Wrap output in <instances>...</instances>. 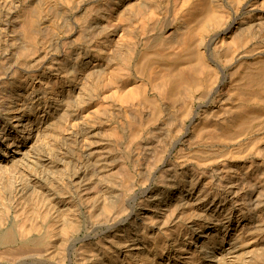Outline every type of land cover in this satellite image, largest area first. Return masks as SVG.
I'll return each mask as SVG.
<instances>
[{"label": "bare ground", "instance_id": "bare-ground-1", "mask_svg": "<svg viewBox=\"0 0 264 264\" xmlns=\"http://www.w3.org/2000/svg\"><path fill=\"white\" fill-rule=\"evenodd\" d=\"M256 41L264 0H0V264H264V139L208 156Z\"/></svg>", "mask_w": 264, "mask_h": 264}, {"label": "rangeland", "instance_id": "rangeland-1", "mask_svg": "<svg viewBox=\"0 0 264 264\" xmlns=\"http://www.w3.org/2000/svg\"><path fill=\"white\" fill-rule=\"evenodd\" d=\"M264 50V44L261 42H251L245 46V51L255 54ZM254 126L244 135H241L236 140L230 142L227 146L221 147L218 146L219 151L215 155H208L214 159L225 155V152H236L243 151L253 144L264 139V115H259L256 117V120L253 124ZM175 155V153H174ZM184 156V155H183ZM184 159V158H183Z\"/></svg>", "mask_w": 264, "mask_h": 264}]
</instances>
